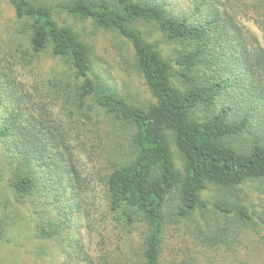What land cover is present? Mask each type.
Returning a JSON list of instances; mask_svg holds the SVG:
<instances>
[{"label": "trees", "instance_id": "trees-1", "mask_svg": "<svg viewBox=\"0 0 264 264\" xmlns=\"http://www.w3.org/2000/svg\"><path fill=\"white\" fill-rule=\"evenodd\" d=\"M218 1L200 0L194 16H187L160 0H60L58 6L5 0L12 9L18 61L38 64L46 55L65 65L41 102L46 111L60 102L67 111L60 121L48 112L37 114L10 63L0 61V140L12 169L10 188L41 219L39 237L69 251L62 264H116L109 247L116 236L111 221L95 254L67 235L72 216L84 207V180L74 159L85 145L79 123L94 108L121 124L115 128L120 144L107 157L102 181L114 220L144 226L138 264H160L167 226L193 223L208 211L203 193L209 187L228 191L264 182V46L256 39L254 45ZM255 2V20L264 32V0ZM58 7L126 39L133 67L154 102L139 105L125 98L97 66L91 43L57 15ZM142 22L153 24L172 45L168 55L145 36ZM214 207L251 219L246 208L228 201ZM205 231L201 226V240L212 248L231 239Z\"/></svg>", "mask_w": 264, "mask_h": 264}, {"label": "rangeland", "instance_id": "rangeland-1", "mask_svg": "<svg viewBox=\"0 0 264 264\" xmlns=\"http://www.w3.org/2000/svg\"><path fill=\"white\" fill-rule=\"evenodd\" d=\"M41 1L56 6L60 3V0ZM160 1L179 15L194 16L196 3L200 0ZM255 1L219 0L216 5L236 18L254 45L256 39L264 46V32L255 20ZM11 14L10 5L5 0H0L1 64L10 63L9 68L11 66L17 82L23 84L30 96L28 105L36 104L34 111L37 114L41 111L46 115L48 112L54 119H64L67 111L60 102L51 104L49 111L42 109L41 102L44 103L47 87L52 88L50 80L53 75L63 71L65 65L58 61L55 63L46 55L38 64H29L27 60L19 62L18 54H15L18 53V38L11 37L14 31ZM57 15L74 25L91 43L97 66L125 98L139 105L154 102L152 94L133 67L134 51L126 39L115 31L97 26L92 20L72 16L59 7ZM139 27L149 40L158 42L167 55L171 52L172 45L164 40L153 24L142 22ZM262 78L264 84V77ZM89 113L90 118L79 123L85 134L84 148L76 149L74 157L84 180L82 197L78 194L84 207L72 216L67 235L71 240L80 241L86 251L95 254L111 221L112 232L116 235L109 244L113 260L116 264H138L141 260L144 226H128L114 220L115 215L108 204L102 181L108 163L107 157L111 156L112 148L120 144L115 128L116 125L121 128V124L111 116H100L102 111L96 108ZM3 115V110H0V118ZM3 147L0 140V217L3 218L5 235L4 239L0 238V264H62L69 251L64 250L57 240L53 242L39 237L36 224L41 219L38 214L32 213L33 207H29L28 203L19 204L11 190L9 181L12 169ZM203 196L210 207L208 211L198 215L195 222L167 226L160 264H264V182H248L228 191L209 187ZM221 200L243 206L251 219H241L236 214L227 215L215 209L214 203ZM201 226L212 238L226 239L231 236L229 243H225L223 248L209 247L201 240ZM240 231L243 234L236 239L235 235Z\"/></svg>", "mask_w": 264, "mask_h": 264}]
</instances>
